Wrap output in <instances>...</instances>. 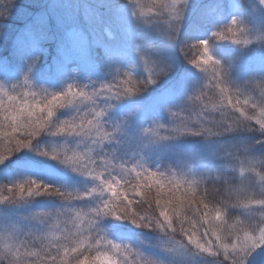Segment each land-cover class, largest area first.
I'll return each mask as SVG.
<instances>
[{"label":"trees","instance_id":"trees-1","mask_svg":"<svg viewBox=\"0 0 264 264\" xmlns=\"http://www.w3.org/2000/svg\"><path fill=\"white\" fill-rule=\"evenodd\" d=\"M172 1L142 0L148 3L149 7L140 8L138 11L145 18L160 16L162 15L160 8L151 7V4L167 5ZM47 7L48 0H37V3L35 0H18L15 5H13V0H0V12L12 9L11 14L6 15L8 17L5 18L4 34L0 37V84L4 85V91L17 96V103L26 100L30 103L40 101L43 104L45 98L41 96L40 88L55 92L63 90L72 80L89 83L90 80L111 79V75L109 72L106 73L103 67V64L110 58L120 59L118 68L124 71H130V65H132V71L135 73L131 74V82L124 86L137 88V78L143 79L150 76L154 67L147 58L143 64L137 54L138 46L141 51L157 57L162 56L167 63L173 64L174 69L169 75L160 79L156 84L150 85L142 94L122 98L112 104L104 118L106 122L104 129L112 133V129L119 125L120 130L115 133V139L111 143L105 141L103 149L98 151L101 155L108 154L105 158L113 160L116 165L122 164L126 169L133 168V164L141 163L144 166L137 168L138 171L151 168L152 172H164L163 176L167 178L166 183L173 177L170 172L176 171L175 178L182 181L179 194L185 201L180 215H173V226L178 232L177 239L188 242L186 236L179 231L182 222L185 230L191 229L201 238V242L210 241L213 248H216L219 242L210 231L205 235L208 225L203 222L202 218L204 211L207 210L203 208L200 201L207 203L209 209L220 208L225 212L223 206L216 203V200H228V194L217 196L219 185H211L212 181L209 179L206 185L197 183L192 185L195 189V196L192 198L197 201V204L188 205L187 199L192 196V193L189 191L185 194V192L192 184V180L180 174L191 173L195 177L217 173L231 174L227 161L222 155L224 146L251 142L259 137L253 132L230 133L209 141H205L202 137L185 136L164 142L163 146H160L145 140L142 129L146 125L150 126L154 121L168 125L172 123L171 119L180 121L186 117L188 113L180 110L184 107L188 97L205 85L207 86L203 89L201 99L204 103L209 102L208 98L213 94L211 89L223 77V73L217 69L216 79H213L212 62L204 64L202 60L203 46L198 44L201 39L209 40V55H214L223 64L236 62L239 65V71L230 73L235 82L243 81L252 73L264 72L263 66L255 64L250 59L263 53L264 48L253 44L246 49H241L236 44H230L232 41L235 42L236 38H232L231 34L227 33L225 26L233 16L238 14L254 26L247 0H190L175 42L169 41L162 34V26L144 27L136 22L126 7V0H99L100 23L90 27L81 21L80 31L74 36L57 29L54 22L50 20L49 30L54 34L55 39L49 41L35 23L37 15ZM57 11L63 14L65 9L59 8ZM163 11L169 12L170 10L165 7ZM214 31L224 32L226 35L212 37ZM238 38L241 37L238 36ZM172 43L178 44L180 53L178 59L172 58ZM36 57H39V62L31 72L33 83L25 85L21 80L28 71L26 58L30 62ZM193 60L200 62L202 67H195L191 63ZM73 67H76L75 74H73ZM125 79H128V76L121 77V81ZM13 85H16L15 90H13ZM115 90L116 86H113V92ZM25 93H36V95L34 97L25 96ZM106 101V98L101 99V106ZM5 102L8 103L7 98ZM170 110L176 114L171 115V119ZM73 112L74 109L70 108L57 109L53 119L56 121L66 119ZM131 121L132 124H138L135 130L137 137L135 141L131 136H127L125 130H121ZM17 135L20 137V134ZM79 141V137L53 136L48 130H44L34 138L31 147L10 154L3 163H0V207H3L10 216L6 218V222L11 225L22 222L25 227L37 231L36 235H42L41 231L45 229L55 231L54 226L56 225H59L61 229L65 226L72 227L71 223L67 225L64 223L69 217L63 214L48 219L47 215H42L44 224L35 219L23 220L22 218L31 217L34 213L47 214L56 210L60 213L67 212L74 215L68 206L83 210L84 213L88 212L89 207L100 206L104 197L65 201L58 195L29 196L27 192L30 181L33 180L41 185V192H43L44 184L60 187L62 190L90 191L97 183L92 177L82 175L59 160L40 154L44 150L51 151L56 148L62 158L65 151L64 145L67 144L68 155H71L73 150H77L75 145ZM8 147H12L8 144V140L0 141V151ZM253 151L259 154L264 152V147L257 146ZM93 155L95 156V153ZM96 159L99 160L100 157L97 156ZM112 175L119 179V170L113 171ZM134 177V172L128 176L131 183L126 184L125 188H131V184L135 183ZM20 184L24 185L23 193L19 191L18 185ZM31 186L35 187V185ZM9 188L12 191H9ZM154 196L155 189H152L147 198L136 196L129 191V198L134 201L132 207L140 216H154V218L162 219L159 217L160 209L152 198ZM233 197H235V192H233ZM249 199L252 197L249 196ZM242 201L244 200L239 202ZM236 202L235 198L229 200V203ZM197 207L200 208V212L195 210ZM251 208L258 209L259 205L253 203ZM238 214V210L232 209L231 212L225 213L223 221H218L217 224L224 225L233 231H240L249 224H259V213H255L257 218L252 220H244ZM90 218L86 216L81 226L86 227ZM240 220L245 221L243 225L238 223ZM98 226L115 242L139 247L140 251L162 264H218L222 259L199 252L192 257H179L159 245L160 234L156 230L138 226L129 220L103 216L98 219ZM56 234L61 233L56 232ZM220 234L224 242H234V237L229 240L222 230ZM93 235L96 233L93 232ZM130 258H135L142 264V259L136 258L135 253H132ZM263 259L264 247H261L249 259V264H259ZM223 264H230V262L223 259Z\"/></svg>","mask_w":264,"mask_h":264},{"label":"clouds","instance_id":"clouds-1","mask_svg":"<svg viewBox=\"0 0 264 264\" xmlns=\"http://www.w3.org/2000/svg\"><path fill=\"white\" fill-rule=\"evenodd\" d=\"M17 2L18 0H13V5ZM189 2L190 0H179V3H175V0H173L172 3L167 5L153 3L151 4V7H159L162 15L150 18H145L141 12L138 11L140 8L149 7V4L142 2V0H126V7L131 12L135 21L140 25L144 27L162 26V34L165 35L169 41L175 42L176 34L179 33L182 26L184 14ZM258 2L261 7H264V0H258ZM98 5L99 0H48V7L37 15L35 23L42 31V34L46 36L49 41L55 39L54 34L49 30L50 20L54 22L57 29L64 30L67 35L74 36L80 31L81 21L90 27L96 26L100 23ZM165 7L169 9H173L174 7L182 8L183 13L180 19H176L177 13L173 11L164 12L163 9ZM59 8L65 9L63 14H60L57 11ZM8 16H0V37L4 34L3 29L6 26L5 18ZM225 26H232L236 29L238 35L241 37V42L237 43L235 41V44L241 49H246L253 44L259 48H264V28L253 27L243 16L239 14L233 16L230 22ZM215 32L216 31L212 33V37H215ZM245 40L248 41L247 44L243 43ZM199 41L201 43H209L208 39H201ZM137 54L143 64L145 58H147V60L154 66L151 76H146L143 79H138L136 77L139 87V91L137 92L128 93L127 87H125L123 81H121V77L133 74V72L117 68L114 74L111 71L109 72V75L112 77L111 79L100 81L90 80L89 83H81L79 81L72 80L66 84L63 90L55 91L54 93L58 96L62 95L63 92L67 91L69 86L86 89L89 94L96 93L101 85L116 86V92L113 93L110 98H107V101L103 104V106H101L100 100L105 97H92V99L100 105V111L103 112L101 124L105 128L106 122L104 118L108 114V110L112 107L110 101H119L122 98L142 94L150 85L156 84L160 79L169 75L174 69V65L167 63L162 56L157 57L150 53H145L140 50L139 46L137 47ZM211 56L214 59L215 56ZM38 62L39 57L33 58L30 62L26 58L28 71L24 74L23 79L21 80L25 85H27L29 80H31L32 69ZM213 68L222 70V83L228 87V95L231 96V100H229L228 96L220 90L217 91L215 85H213L211 89L213 94L208 98V103H204L202 99H197V97L203 92V89L207 86L205 85L202 89L189 96L184 107L180 110L181 112L188 113L186 117L180 121L173 120L171 119V115L174 111L170 110V119L172 120V123L166 125L164 123L154 121L150 126L143 128L142 132L149 138V142L155 145H160L164 142L185 136L202 137L205 141H209L212 138L222 137L230 133L253 132L257 134L259 138L252 140L251 142H242L239 144L224 146V152L222 155L227 161V166L231 170V174L217 173L201 177L192 176L191 173L180 174L181 176L188 177L192 181H197L198 185H206L209 179L212 181L211 185L215 186L218 184L219 188L217 189V196L227 193L229 197L228 200H216V203L223 206L225 213H229L232 209H236L238 210V215L242 216L244 220L257 218L254 214L259 213V224H249L252 230L256 231L259 227H264V221L261 220V213H264V208H245L239 201L248 200L249 196H251L254 200L264 201V152L256 154L253 151L257 146L264 147V128L260 127L257 123L248 118L259 117L261 120H264V111H262L264 110V72L252 73L243 81L237 83L230 76L231 72L240 70L239 65L236 62L223 64L221 60L215 57ZM25 76L28 77V82H25ZM213 76H215L214 71ZM13 90H15V88H13ZM50 93L53 92L40 88V94L42 97L46 98ZM81 101L83 102L81 103ZM105 105H111V107H105ZM91 106V101H87L86 98H80V101H77L76 103H66L65 106L60 109H74L73 114L63 120H53L49 124L47 130L53 136H61L56 134L58 126L65 120H70L76 117L79 110L83 109L84 111H87ZM239 109H244V111L241 112ZM119 130V125L112 129L113 138L110 141H107L108 143H111L115 139V133ZM62 135L66 137H79L80 141L75 145V148L79 145V150L86 156L89 155V148L95 149L93 152L95 155L100 153L98 151L101 150L100 145L92 144L91 141L77 135L69 133ZM82 140L84 141L83 143H81ZM64 146L68 145L65 144ZM93 153L91 155H93ZM137 166L144 165L141 163L133 164V168ZM148 170L152 171L151 168H148ZM170 173L175 175L177 172L171 171ZM245 173H247V175H245ZM62 191L71 194L73 198L79 195H84L86 197L89 192L67 189ZM233 192H235V197H233ZM233 198H235L237 202L234 204L229 203V200ZM58 213L60 212L57 210L49 212L50 215H47V217L48 219H51L53 216H58ZM35 214L36 213L32 214L31 217H24L22 219H35L41 224H44V217L40 216L37 218ZM63 214L69 217V219L65 220L64 223L73 218V215L70 213L65 212ZM151 217L154 218V216ZM99 218L100 217L97 219ZM153 223H155V220ZM216 226L225 233L226 238L229 240L232 237H235L236 231H233L221 224H217ZM95 227L96 229H101L98 226V223ZM182 227L183 225L181 224L179 229L180 232H182ZM54 229L55 231L45 229L41 231V233H43L42 235H36L37 231L25 227L22 222L14 223L9 227H0V264H41L43 251L46 250L49 243L66 246L71 242L66 234L63 237L59 235L51 237L48 236L47 233L49 232H64V228L61 229L60 227L54 226ZM152 229L156 230L157 233L160 234V239L158 241L159 245L161 247L166 245L168 248L174 249V251L169 252H173L179 257H192L199 252L188 242H185L182 239H177V229L171 231H162L156 227H152ZM101 235H104L109 240H112L104 232H102ZM119 244L123 245L130 253H134V250L140 251L139 247H133L130 244ZM35 249L41 250L37 256L32 255V252ZM238 256V253L235 254L234 259H237ZM221 258L222 259L218 262V264H223V257L221 256ZM121 259L125 260L126 258L121 255Z\"/></svg>","mask_w":264,"mask_h":264},{"label":"snow or ice","instance_id":"snow-or-ice-1","mask_svg":"<svg viewBox=\"0 0 264 264\" xmlns=\"http://www.w3.org/2000/svg\"><path fill=\"white\" fill-rule=\"evenodd\" d=\"M175 3H179V0H175ZM11 10L0 12V16H6L11 14ZM173 12L177 13L176 19H180L183 9L173 8ZM227 33L231 34L232 38H236V42L240 43L238 33L232 26L227 27ZM224 32H215L214 36L224 37ZM243 43L247 44L245 40ZM203 46L204 56L202 57L203 63L207 64L210 61L214 64V59L209 55V43H201ZM197 68H201L202 65L198 61H191ZM216 79L217 68H213ZM219 72H222L219 69ZM128 79L123 81L124 85H128L131 82V74H128ZM151 76V75H150ZM25 82H28V77L25 76ZM222 77L215 87L223 92L228 99L231 100V96L228 95L229 89L224 84L221 86ZM16 85H13L15 88ZM128 93H134L139 91V87H127ZM116 92V91H115ZM112 85H101L96 93L89 94L86 89L77 88L75 86H69L67 91L62 95L56 93H50L45 98V102L41 104L40 101L28 102L26 100L17 103V96L10 95L4 91V85L0 84V141L8 140V144L12 147L6 148L4 151H0V163H3L10 154L20 150L29 148L32 146L34 138L38 137L42 131L47 130L49 124L54 120L57 109L65 106L66 103L72 104L80 101V98H86L87 101H91L92 106L84 111L79 110L77 116L65 120L57 128V135L65 133L77 135L83 137L86 140L91 141L92 144L100 145L101 150L105 141H110L113 138V134L105 131L101 124V117L103 112L100 111V105L92 99L93 96H103L106 99L110 98L113 93ZM25 96L35 93H25ZM201 93L197 99L202 98ZM5 98L8 103L6 104ZM83 101H81L82 103ZM235 106V105H234ZM105 107H111V105H105ZM241 112L244 109H239ZM264 111V110H262ZM172 115H176L172 113ZM253 122L257 123L260 127L264 128V120L259 117H248ZM7 129V131H5ZM17 134H20V138ZM84 141L82 140L81 143ZM73 150L71 155H68L67 146L63 157L57 152L56 148L51 151L44 150L40 154L44 156H50L52 159L59 160L61 163L71 167L74 171L81 173L82 175L92 177L97 181L96 185L91 188L87 193V196L79 195L75 198L71 194L65 193L61 188L55 187L50 184L43 185V192L40 191L41 185L36 181H30V186L27 189L28 195H58L62 196L65 201L84 200L85 198H96L97 196L104 197L102 203L98 207H89L88 212L84 213L83 210H77L72 206H68V209L74 213L73 218L65 223H71L72 227H64V232L59 236L65 234L70 239V243L66 246H60L59 244L49 243L46 250L43 251L41 257V264H140L135 258H130L131 254L125 247L114 240H109L106 236L101 235L102 229H96L98 223V217L112 216L118 219L129 220L133 224H138L143 227H156L162 231L168 229L175 230L173 226V215L179 216L181 210L185 206L183 197L179 194L182 186V181L173 177L167 180L163 176V173L152 172L147 168L144 171H138L137 168H143V166H137L135 168L126 169L124 166L116 165L113 160L105 158L108 154L101 153L91 155L95 149L89 148V155H85L79 150V145ZM100 157L99 160L96 157ZM119 170L120 178L117 179L112 175L113 171ZM135 173V183L131 184V188H125L126 184H130L128 176ZM107 173V175H106ZM123 181V183L121 182ZM197 181L193 180L189 185L187 192H191L192 196L188 197L187 204L195 205L197 201L192 198L195 196V189L192 185H195ZM31 185H35L33 188ZM20 193L25 191L24 185H18ZM152 189H155V196L152 197L155 200L156 205L159 207V218H153L151 216H140L132 207L134 201L129 198V191L136 196L147 198ZM12 191L11 188L8 189ZM203 204V208L207 211L203 213V222L208 225V230L205 231V235L210 231L211 235L218 241V246L213 248L210 241L201 242V238L196 232L191 229L185 230L183 227L181 231L186 236L188 243L196 248L200 253L207 254L212 257H223L224 260L230 262V264H249V259L256 253L257 249L264 247V227H259L256 231L247 225L235 232L234 242L226 243L221 236V230L216 226L218 221H223L225 212L220 208L209 209V205L200 201ZM255 203L259 205V208H264V201L259 200H244L240 204L245 208H250ZM178 206V207H176ZM171 209V211H170ZM200 212V208L195 209ZM214 213V215L212 214ZM36 217L42 215H50L49 213H36ZM63 215V213H58ZM86 216L91 218L87 221V226L82 227ZM155 220V223L153 221ZM261 220L264 221V213H261ZM244 220L238 221L243 225ZM183 225V223L181 222ZM59 227V225H56ZM234 227V226H233ZM93 232L96 235H93ZM258 233V235L256 234ZM48 236H57L56 232L47 233ZM39 238V237H38ZM167 251H174L172 248H168L166 245L162 246ZM40 249H35L32 252L33 256H37L40 253ZM135 257L142 259V264H162V262L155 260L154 258L146 255L142 251H135ZM239 254L237 259H234L235 254ZM121 255L125 257V260L121 259Z\"/></svg>","mask_w":264,"mask_h":264},{"label":"rangeland","instance_id":"rangeland-1","mask_svg":"<svg viewBox=\"0 0 264 264\" xmlns=\"http://www.w3.org/2000/svg\"><path fill=\"white\" fill-rule=\"evenodd\" d=\"M35 3H37V0H35ZM247 3L249 5V10H250L249 12H250V14H252V18H253V22H254L253 27L264 28V7H261L259 5L258 0H247ZM169 10L172 11V9H169ZM230 44H235V42L232 41V42H230ZM171 51H172V58L175 57L176 59H178L180 57V53L178 50V44L172 43L171 44ZM250 59H252L255 64H257L259 66H263V69H264V52L261 54H258L257 56H254ZM176 61H178V60H176ZM119 64H120V59L110 58L103 64V67H104V70L106 73L111 71L114 74L115 70L118 68ZM72 70L74 71L73 74H75L76 73L75 72L76 67H73ZM132 70H133L132 65H130V71H132ZM132 72L135 73L134 71H132ZM32 83H33V81L29 80L28 85H31ZM116 102L117 101H115V100L110 101L111 104H115ZM137 125H138L137 123L132 124V121H131L129 124H126L125 126H123L121 128V130L122 129L125 130L127 132V136L128 137L131 136L135 141L137 138L135 135V130H136ZM148 126L149 125H146L145 127H148ZM137 129H139V128H137ZM145 140H149V138L145 136ZM160 146H163V144H160ZM7 217L10 218V216L6 213V210L3 207H0V227L11 226V224L9 222H6ZM259 264H264V259L261 260L259 262Z\"/></svg>","mask_w":264,"mask_h":264}]
</instances>
